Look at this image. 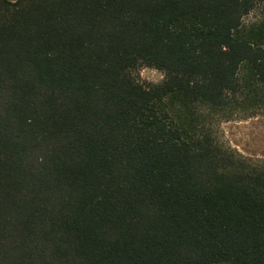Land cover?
<instances>
[{"label":"trees","instance_id":"16d2710c","mask_svg":"<svg viewBox=\"0 0 264 264\" xmlns=\"http://www.w3.org/2000/svg\"><path fill=\"white\" fill-rule=\"evenodd\" d=\"M263 111L264 0H0V264H264Z\"/></svg>","mask_w":264,"mask_h":264},{"label":"rangeland","instance_id":"374dc122","mask_svg":"<svg viewBox=\"0 0 264 264\" xmlns=\"http://www.w3.org/2000/svg\"><path fill=\"white\" fill-rule=\"evenodd\" d=\"M257 16V13L251 14L245 19V23L254 22ZM137 76L142 82L149 84H160L164 80L162 72L149 67L141 68ZM220 120H214V130L225 147L252 162L264 163V111L254 116L241 114Z\"/></svg>","mask_w":264,"mask_h":264}]
</instances>
